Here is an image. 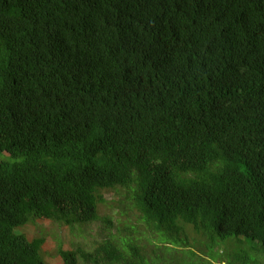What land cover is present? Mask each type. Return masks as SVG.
<instances>
[{
    "label": "trees",
    "instance_id": "1",
    "mask_svg": "<svg viewBox=\"0 0 264 264\" xmlns=\"http://www.w3.org/2000/svg\"><path fill=\"white\" fill-rule=\"evenodd\" d=\"M0 153V264H45L15 229L119 188L153 256L126 224L62 264H163L187 224L264 245V0H0Z\"/></svg>",
    "mask_w": 264,
    "mask_h": 264
},
{
    "label": "rangeland",
    "instance_id": "2",
    "mask_svg": "<svg viewBox=\"0 0 264 264\" xmlns=\"http://www.w3.org/2000/svg\"><path fill=\"white\" fill-rule=\"evenodd\" d=\"M0 161L2 164L11 161L9 154L0 153ZM124 194V188L104 192L105 202L99 205L100 219L90 225L70 228L54 220L34 219L29 224L17 227L15 232L24 234L28 239L44 238L45 242L41 247L40 254L44 258L45 264H62V259L58 256L59 248L66 250L78 247L91 249L93 242L102 241L109 232L112 234L120 232V236L124 237L126 235L124 227L127 224L138 230L136 235L140 238V244L146 247L149 256H153L154 245H161L157 235L151 229H147L143 223H139L137 218L140 214L138 211L126 209V205L122 203L125 200ZM105 217L112 220L113 225L110 231L105 229L106 223L103 220ZM185 226L189 233L190 246L184 247L185 252L161 250L163 264H228L225 260H231L234 254H246L252 260L264 264V245L258 240L244 236L220 239L216 235L210 236L206 232L196 230L193 225ZM187 250H193L204 260L201 257H192ZM167 253L171 256H167ZM78 264H81V259H78Z\"/></svg>",
    "mask_w": 264,
    "mask_h": 264
}]
</instances>
